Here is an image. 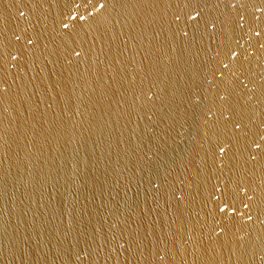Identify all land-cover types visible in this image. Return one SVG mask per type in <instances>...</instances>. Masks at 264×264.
I'll return each instance as SVG.
<instances>
[{"label":"water","instance_id":"water-1","mask_svg":"<svg viewBox=\"0 0 264 264\" xmlns=\"http://www.w3.org/2000/svg\"><path fill=\"white\" fill-rule=\"evenodd\" d=\"M0 264H264V0H0Z\"/></svg>","mask_w":264,"mask_h":264}]
</instances>
